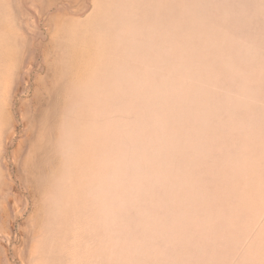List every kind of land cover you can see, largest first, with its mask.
<instances>
[{
    "label": "rangeland",
    "instance_id": "1",
    "mask_svg": "<svg viewBox=\"0 0 264 264\" xmlns=\"http://www.w3.org/2000/svg\"><path fill=\"white\" fill-rule=\"evenodd\" d=\"M0 264H264V0H0Z\"/></svg>",
    "mask_w": 264,
    "mask_h": 264
}]
</instances>
